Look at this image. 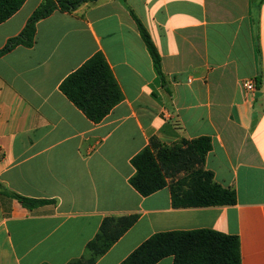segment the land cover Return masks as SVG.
I'll return each mask as SVG.
<instances>
[{
    "label": "crops",
    "instance_id": "1",
    "mask_svg": "<svg viewBox=\"0 0 264 264\" xmlns=\"http://www.w3.org/2000/svg\"><path fill=\"white\" fill-rule=\"evenodd\" d=\"M42 1L0 24V50ZM128 8L161 55L164 82ZM98 53L123 100L96 124L60 85ZM201 137L212 141L205 169L236 191L235 205L176 208L170 186L148 197L131 186L132 159L153 138ZM0 190L50 202L30 210L0 193V264H68L105 219L126 216L137 222L96 264H121L158 233L203 229L238 236L242 264H264V3L88 0L39 21L32 47L0 57Z\"/></svg>",
    "mask_w": 264,
    "mask_h": 264
},
{
    "label": "trees",
    "instance_id": "2",
    "mask_svg": "<svg viewBox=\"0 0 264 264\" xmlns=\"http://www.w3.org/2000/svg\"><path fill=\"white\" fill-rule=\"evenodd\" d=\"M26 1L0 0V24L16 14ZM87 1L43 0L24 30L0 50V57L18 46L32 47L39 21L59 10L74 12ZM121 1L126 5V0ZM254 2L259 10L264 0ZM128 9L151 55L157 76L164 82L161 55L145 25L134 11ZM60 90L96 124L102 122L123 100L122 90L102 53L94 55L70 74L60 85ZM211 150L212 141L208 137L191 141L184 139L171 146L162 145L153 138L150 146L132 159L135 174L130 184L143 197L170 186L176 208L235 205L236 191L217 183L213 172L205 169ZM0 193L14 197L30 210L50 203L29 199L9 190H0ZM137 219V216L105 219L96 238L87 245L86 254L68 264H96ZM167 257L174 258L173 264H242L241 240L238 236L209 229L162 232L150 237L121 264H158Z\"/></svg>",
    "mask_w": 264,
    "mask_h": 264
},
{
    "label": "built area",
    "instance_id": "3",
    "mask_svg": "<svg viewBox=\"0 0 264 264\" xmlns=\"http://www.w3.org/2000/svg\"><path fill=\"white\" fill-rule=\"evenodd\" d=\"M245 90L251 94H256L257 88L255 83L252 80H246L243 82Z\"/></svg>",
    "mask_w": 264,
    "mask_h": 264
},
{
    "label": "water",
    "instance_id": "4",
    "mask_svg": "<svg viewBox=\"0 0 264 264\" xmlns=\"http://www.w3.org/2000/svg\"><path fill=\"white\" fill-rule=\"evenodd\" d=\"M91 1H93V2H97V1H99V0H91Z\"/></svg>",
    "mask_w": 264,
    "mask_h": 264
}]
</instances>
